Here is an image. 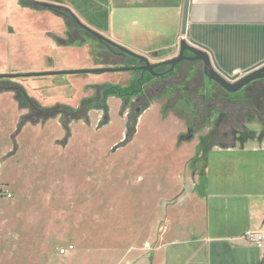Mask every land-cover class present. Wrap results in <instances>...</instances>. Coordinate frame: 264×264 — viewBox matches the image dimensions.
Returning <instances> with one entry per match:
<instances>
[{"label":"rangeland","instance_id":"1","mask_svg":"<svg viewBox=\"0 0 264 264\" xmlns=\"http://www.w3.org/2000/svg\"><path fill=\"white\" fill-rule=\"evenodd\" d=\"M35 1L54 4L58 0ZM59 1L67 4L65 7L83 25L115 45L139 56L117 40L146 51L144 0ZM27 5L24 0H0V75L74 71L89 66L123 68L127 64L119 53L83 34L68 18ZM168 35L164 43L149 46L153 55L174 50L171 33ZM134 78V73L117 72L12 81L43 107L61 104L76 109L84 100L93 99L100 87L126 86ZM143 91L144 96L128 104L108 98L106 111H89L87 122L71 121L67 138L60 117L19 129L20 119L28 111L19 109L13 92L0 93V264H148L160 247L165 207L170 210L175 204L170 200L153 207L154 203L163 195L169 198V189H175L177 175L188 157L186 151L175 147L180 124L167 117V110L192 114L187 101L199 109V122H195L198 132L180 140L191 137L203 141L215 131V141L229 142L232 129L259 135L264 128L258 118L249 121L245 114L253 111H248L249 103L241 102L248 97L258 100L264 84L227 96L206 80L201 63H182L173 76L146 84ZM161 95L166 98L162 112L146 115L148 108L140 112ZM230 98L231 102L227 101ZM129 120L134 133L120 145L127 138ZM153 125L159 132H151ZM237 139L246 140L242 136ZM224 150L216 148L209 154V168L201 183L207 185L206 195L213 196L208 200L211 227L215 221H224L220 209L262 200L230 196L264 195V151L259 155L262 168L257 175L261 182L255 185L248 182L253 177L252 168L244 167L251 155ZM235 179L244 182L234 186ZM207 251L211 264L216 259L227 264L237 254L227 244H210ZM195 252L189 243L171 244L165 249L173 259L171 264L184 260L192 264ZM258 253L253 249L255 259ZM176 254L180 260L174 259Z\"/></svg>","mask_w":264,"mask_h":264},{"label":"crops","instance_id":"2","mask_svg":"<svg viewBox=\"0 0 264 264\" xmlns=\"http://www.w3.org/2000/svg\"><path fill=\"white\" fill-rule=\"evenodd\" d=\"M144 1L146 3V51L125 44L122 40H116L117 43L146 57L151 64L176 57L177 46L184 39L188 44L204 50L209 55L213 68L231 82L264 66V0H189L185 35L181 34L184 0ZM54 4L67 5L59 0ZM100 32L105 33L101 30ZM168 32L173 38L174 50L153 55V50L149 46L158 41L164 43L169 37ZM111 35L109 33V38ZM234 73H238V77L234 78ZM165 106V96H158L146 110V115L160 113ZM167 113L168 118L180 124L175 132L177 135L175 147L186 151L188 157L183 161V170L177 175L175 189H169V198L163 195L154 203L153 207L170 200H174L175 204L170 210L165 207L162 219L165 227L160 237V247L157 253L148 259V264H171L173 259L168 258L165 249L168 245L179 243L184 245L189 243L196 248L192 256L194 260L192 264H211V255L207 251L210 244H227L231 251L237 253L227 260V264H264V243L258 249L242 238L248 231H264V195L230 196L229 198L239 197L250 200L254 197L262 198V200L248 202L246 206L238 204L224 207L222 211L220 209L219 212H222L224 221H215L211 227L208 200L213 196H207V185L201 184L209 168L208 156L216 148L225 149L224 151L228 154L241 151L242 154L251 155V160L244 162V167H251L253 171V177L248 179V182L260 184L261 180L257 175L262 168L259 155L264 151V128L259 135L246 133L244 135L246 140H239L228 148L210 149L208 143L205 144L198 138L190 137L180 140L188 133L195 134L188 131V123L192 115L190 111L178 113L171 108L167 110ZM259 115L264 118V106L260 109ZM142 124L143 118L140 119L139 128ZM151 132H159L157 126L153 125ZM233 182L235 186L239 181L235 179ZM242 183L239 182V184ZM214 197L224 198V196ZM186 208L189 209L188 213L185 211ZM214 213L216 214L215 211ZM183 220L185 224H181ZM255 248L259 250L257 259L253 255ZM174 259L180 260L181 256L176 254ZM182 264H188V261L184 260ZM215 264L224 263L223 260L216 259Z\"/></svg>","mask_w":264,"mask_h":264},{"label":"trees","instance_id":"3","mask_svg":"<svg viewBox=\"0 0 264 264\" xmlns=\"http://www.w3.org/2000/svg\"><path fill=\"white\" fill-rule=\"evenodd\" d=\"M24 1L28 4L27 6H29L31 8L43 9L39 6H35V5L30 4L27 0H24ZM20 5L23 8L26 6L22 3ZM51 12L59 14L64 18H68L74 24V22L70 19V17L68 15H66L65 13H59V12L53 11V10H51ZM83 34H86V33L83 32ZM89 37L92 38L91 36H89ZM54 41H56L61 46H65L62 43H60L57 39H55ZM66 45H68V44H66ZM105 47H106V49L110 50L113 53L114 52L119 53V51L114 47H111V46H105ZM119 54H117V55H119ZM119 56L122 57L123 60L125 58V60L128 61L125 66H133V65H136L138 63V61L136 59H133L132 57L126 56L124 54H120ZM164 69H167V67H164V66L159 67L155 71L163 72ZM173 75H174V72H171L169 74H164L162 77H163V79H166V78H169ZM153 79H154V76L145 73L142 78L141 77L134 78L133 80L129 81L126 86L106 84L97 90V94L93 99L84 100L82 102V104L79 107H77L76 109L71 108V107L66 106V105H61V104H56L52 107H43L39 103H37L34 99L29 97L27 92L25 91V89L22 86L13 82L11 79H8V78H4V79L0 80V93H2V92H13L15 94V99H16V102L18 104L19 109L28 111L27 114H25L21 117L20 123L18 125L19 129L22 126H24L25 124L37 125V124H42V123H44L50 119L60 117L61 118V127L64 129V131L66 133V138H67L69 136L68 126H69V123L71 121L84 120L85 122H87V114L89 111H91V110H104V111H106L107 99L111 98V97L121 99L124 104H128L133 98H136V99L141 98L142 96H144V91L142 90V86L144 84L151 82ZM206 80L208 82H210L208 79H206ZM254 84L262 85V84H264V80L255 81V82L249 84L248 86L244 87L239 92H243L245 89L252 88V86ZM258 92H259L257 95L258 100H253V99H251V97H248L244 100L242 99L241 102L249 103V110L248 111L254 112V113L252 112L253 115L250 112H247L245 114V116L249 117V121H251L254 118H258L261 121V123L262 122L264 123L263 118L259 115L260 109H262L264 106V99H263L264 93H261L260 91H258ZM224 93L227 96L230 95L229 93H227L225 91H224ZM227 101L231 102V98L228 99ZM239 101L240 100H238V102ZM187 104L190 107V110L192 113L191 118H190L189 123H188V131L190 133H196L199 130V127L195 126L196 125L195 122L196 121L199 122V115H200V113L198 111L199 109L196 108L190 101H187ZM147 108H148V104H145L142 108H140V112H143ZM138 114L139 113L134 114V118L132 121H134L136 119ZM219 121L221 122V120H219ZM103 124H104V122L101 125H103ZM132 124H133V122H131V121L128 123V125H127L128 126L127 138L120 145L127 143L130 140V138L132 137V135L134 133V127ZM200 128H202V127H200ZM232 130L233 131L230 132L232 139L229 138V139H231L229 141L230 143L225 142V141L221 142L220 140L215 141V139H214L215 138L214 137L215 131L212 132L206 139H204L203 142L205 144L208 143L210 149L213 147L228 148V147L232 146L235 142L239 141L237 138H239L240 136L244 137V135H246V133L250 135V133L247 132L246 129L240 130V131L239 130L236 131L234 129H232ZM120 145H118L116 148H118Z\"/></svg>","mask_w":264,"mask_h":264},{"label":"water","instance_id":"4","mask_svg":"<svg viewBox=\"0 0 264 264\" xmlns=\"http://www.w3.org/2000/svg\"><path fill=\"white\" fill-rule=\"evenodd\" d=\"M30 4L39 6L44 10L48 11H57L59 13H65L70 17V19L74 22V24L84 33L96 39L104 46H111L116 48L120 54H124L126 56L132 57L136 59L140 64V67H123V68H98V69H82V70H74V71H62V72H42V73H25V74H8V75H0V80L4 78H8L11 80L18 78H32V77H40V76H60V75H101L105 73H117V72H131V71H139V72H148L152 76H159L154 72L155 69L159 67H169L166 73L172 72L175 67L183 62L188 63H196L200 62L202 64V72L206 79L215 83L222 90L229 94H234L239 92L244 87L249 84L264 80V66L245 75L244 77L238 79L235 82H230L226 80L221 74H219L212 66L209 55L201 49H198L190 44H188L184 39L179 42V52L178 55L170 60L163 61L160 63L151 64L149 60L144 56H139L131 51L127 50L122 46L115 45L110 40L106 39L102 35L98 34L96 31L91 30L87 26L83 25L78 18L65 6L56 5L52 3H41L35 0H27ZM188 6L189 0H184L183 2V15L181 22V34H186V26H187V17H188ZM185 52H189L192 54L191 57L185 56Z\"/></svg>","mask_w":264,"mask_h":264},{"label":"built area","instance_id":"5","mask_svg":"<svg viewBox=\"0 0 264 264\" xmlns=\"http://www.w3.org/2000/svg\"><path fill=\"white\" fill-rule=\"evenodd\" d=\"M233 76H238V73H234ZM242 238L248 244L260 249L264 243V231H248L243 234Z\"/></svg>","mask_w":264,"mask_h":264},{"label":"flooded vegetation","instance_id":"6","mask_svg":"<svg viewBox=\"0 0 264 264\" xmlns=\"http://www.w3.org/2000/svg\"><path fill=\"white\" fill-rule=\"evenodd\" d=\"M185 56H188V57H191L192 56V54H190L189 52H185ZM183 63H187V64H197V63H200V62H196V63H188V62H183ZM182 64V63H181ZM126 65V64H125ZM124 65V67H126V68H128V67H140L142 64H140L139 62L136 64V65H133V66H125ZM180 65V64H179ZM179 65H177L176 67H175V69L172 71V72H176V70L178 69V67H179ZM169 69V67H167V69H164V71L163 72H159V71H155L154 70V72L156 73V74H158L159 76H154V79L151 81V82H153V81H165L166 79H168V78H166V79H163V75L164 74H169V73H166V71ZM131 73H134V74H136V78L137 77H143L144 76V74L145 73H147V74H149L148 72H139V71H131ZM171 73V72H170ZM151 75V74H150ZM170 78V77H169ZM139 82V81H138ZM151 82H149V83H147V84H150ZM210 83H211V81H210ZM144 85H146V84H144ZM143 85V86H144ZM143 86H142V90H143ZM224 91V90H223Z\"/></svg>","mask_w":264,"mask_h":264},{"label":"bare ground","instance_id":"7","mask_svg":"<svg viewBox=\"0 0 264 264\" xmlns=\"http://www.w3.org/2000/svg\"><path fill=\"white\" fill-rule=\"evenodd\" d=\"M27 134V133H26ZM26 136H28V135H26ZM23 146V145H22ZM35 151V150H34ZM23 153V152H22ZM24 156V155H23ZM26 158V157H25ZM61 161H62V159H61ZM43 162V161H42ZM32 163V162H31ZM36 164V163H35ZM46 164V163H45ZM22 165V164H21ZM26 166H28V165H26ZM41 166H42V164H41ZM14 167V166H13ZM16 168V167H15ZM41 168V167H40ZM39 169V168H38ZM37 169V170H38ZM13 172V171H12ZM11 172V173H12ZM19 172V171H18ZM21 172V171H20ZM19 172V173H20ZM31 172V171H30ZM38 172V174H40L39 172H42V171H40V169H39V171H37ZM33 173V172H32ZM24 175V174H23ZM28 175V174H27ZM20 176H21V173H20ZM31 177V176H30ZM35 178V177H34ZM42 179V178H41ZM20 180V179H19ZM30 180V179H29ZM32 180V179H31ZM36 183V182H35ZM27 184H29V182L27 183ZM34 184V183H33ZM46 186V185H45ZM24 187V186H23ZM27 188V187H26ZM45 188V187H44ZM22 190H24V188H22Z\"/></svg>","mask_w":264,"mask_h":264}]
</instances>
